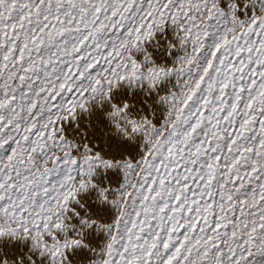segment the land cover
<instances>
[{
	"label": "snow or ice",
	"instance_id": "1",
	"mask_svg": "<svg viewBox=\"0 0 264 264\" xmlns=\"http://www.w3.org/2000/svg\"><path fill=\"white\" fill-rule=\"evenodd\" d=\"M0 264H264V0H0Z\"/></svg>",
	"mask_w": 264,
	"mask_h": 264
}]
</instances>
